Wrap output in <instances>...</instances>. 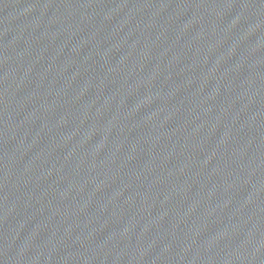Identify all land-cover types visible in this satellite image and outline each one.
<instances>
[{"label": "water", "instance_id": "obj_1", "mask_svg": "<svg viewBox=\"0 0 264 264\" xmlns=\"http://www.w3.org/2000/svg\"><path fill=\"white\" fill-rule=\"evenodd\" d=\"M0 264H264V0H0Z\"/></svg>", "mask_w": 264, "mask_h": 264}]
</instances>
